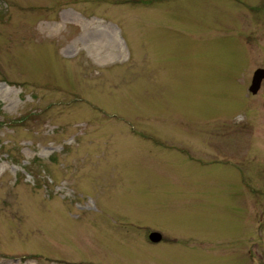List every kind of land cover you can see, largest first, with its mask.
<instances>
[{"label":"rangeland","instance_id":"rangeland-1","mask_svg":"<svg viewBox=\"0 0 264 264\" xmlns=\"http://www.w3.org/2000/svg\"><path fill=\"white\" fill-rule=\"evenodd\" d=\"M258 68L264 0H0V264H264Z\"/></svg>","mask_w":264,"mask_h":264},{"label":"water","instance_id":"water-1","mask_svg":"<svg viewBox=\"0 0 264 264\" xmlns=\"http://www.w3.org/2000/svg\"><path fill=\"white\" fill-rule=\"evenodd\" d=\"M264 80V68H258L256 69L254 72H253V75H252V78H251V83L248 87V91L251 93V94H256L260 87H261V84ZM161 234L157 233V232H152L150 235H149V240L151 242H154V243H158L161 241Z\"/></svg>","mask_w":264,"mask_h":264}]
</instances>
